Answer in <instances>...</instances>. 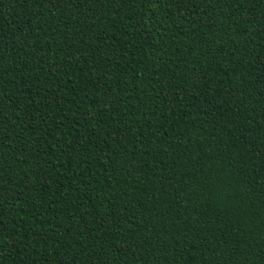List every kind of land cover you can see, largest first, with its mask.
Wrapping results in <instances>:
<instances>
[{"label": "trees", "instance_id": "16d2710c", "mask_svg": "<svg viewBox=\"0 0 264 264\" xmlns=\"http://www.w3.org/2000/svg\"><path fill=\"white\" fill-rule=\"evenodd\" d=\"M0 264H264V0H0Z\"/></svg>", "mask_w": 264, "mask_h": 264}]
</instances>
